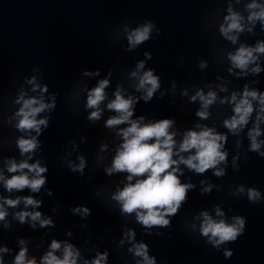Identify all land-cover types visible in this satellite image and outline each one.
<instances>
[{
  "label": "clouds",
  "instance_id": "1",
  "mask_svg": "<svg viewBox=\"0 0 264 264\" xmlns=\"http://www.w3.org/2000/svg\"><path fill=\"white\" fill-rule=\"evenodd\" d=\"M246 9L249 13L248 22L254 26L256 21H260L261 29L264 30V4L253 0L252 3L246 6ZM228 13L224 18L225 23L220 26L219 31L226 40L236 44L238 41L237 34L245 31V25L242 23L244 18L239 13L234 12L231 6L228 8ZM154 28H156V25L152 21H145L142 25L131 30L125 27L124 31L128 43L127 51H132L139 45L149 41L152 38ZM247 31L251 33L253 28L249 27ZM160 32L161 29L156 28L157 36ZM260 54H264V41H257L254 46L241 44L235 52L227 54V59L231 64L228 72L238 77L248 75L249 71L258 75L262 71L257 63ZM144 55L147 59L152 58L151 53L146 52ZM253 64L255 66L249 69V66ZM207 66V63L203 61L200 63V68H206ZM144 69L145 61L140 60L137 62L135 70L130 73L131 77L137 78L138 83L134 85V88L137 92H142V96L129 95L125 97L123 89L120 85H117L114 99L106 105L107 110L116 113V115L110 116L105 121L104 126L113 129L126 124L127 127L118 128L116 135L121 137L122 143L116 150L111 166L105 167L104 171L108 176H112L113 173H128V183L122 189L118 188L112 194L111 199L120 205L119 211L121 214L130 215L135 213L136 221L146 229H151L153 226L168 227L170 221L167 217L177 214L181 206L187 202L189 190L195 188L192 183H181L180 175H183L180 169L181 164L196 174H204L211 169L216 177H222L225 175V170L219 168L218 165L222 163L227 165L228 153L222 150L225 147L227 136L216 131L214 127L197 124L195 128L199 130L189 129L184 132L177 148L175 139L177 133L169 131L173 127V119L165 118L148 123H143L145 119L143 116L132 119L135 104L140 99L145 102L151 101L154 94L161 87L160 77L154 75V69ZM233 69H238L239 72L233 73ZM84 75H99V71L96 73L85 72ZM108 75L111 76V72ZM27 83L33 85V91L40 88L35 77L29 79ZM253 83H258V81H253ZM108 86L109 79H100L95 87L87 91L85 107L92 109L87 116L89 121L96 122L101 119L103 110L100 106L106 99L105 89ZM42 91L46 92L47 86ZM220 91L227 92L228 89L220 86ZM182 94L187 95L188 93L184 91ZM163 95L161 93V96ZM197 100L200 102V110L196 112V116L201 120H207L210 116L209 108L217 100V93L209 90L205 94L203 90H198L191 97L192 102ZM15 102L21 105L15 113V117L18 118L15 128L22 133H28L27 137L20 136L16 140V145L20 155H27V159L19 163L15 159L7 160V172H19L20 174L5 178L3 172H0V181H3L6 190L9 192L14 189L22 191L27 188L33 193H38L46 183L44 173L48 169L41 166L39 160L31 164L28 163V160L32 159V155L41 148L38 137L42 134V126L43 129H47L49 124L48 118L37 119V116L45 110L55 109V98L49 104L44 102L43 95L39 98L30 97L25 99V94L21 92ZM226 102L233 105V114L223 121V127L234 136H238L245 129L255 111V120L252 127L247 131V138L250 141L248 151L264 158V151L261 150L264 147V140L259 139L262 135L261 124L264 123V92H259L245 84L241 93L233 92L230 100L222 99L220 101L221 104ZM254 102H256L255 109ZM33 132H35V135H32ZM241 144L242 141L237 140V148ZM100 149L105 151L107 145L102 144ZM181 153H188V155L184 156ZM174 156L178 159H174ZM238 159L239 156L233 157L234 170H236ZM245 159H247V156ZM78 160V164L69 162L68 168L71 172H78L83 176L86 160L83 156L78 157ZM25 169H27V172L24 171ZM29 173L32 175L29 176ZM134 177L142 178L136 179L135 183H132ZM200 183L205 184V181ZM212 187L211 184H207L202 188V194L209 193ZM48 194L51 195L50 192ZM237 194H246L247 200L251 203L258 204L264 200L261 191L255 187L245 189L243 185H240L233 193V195ZM0 201H2L0 203V221H4L7 216L4 204L9 207H16L23 201L25 207L38 208L41 205V201L34 199L32 196L17 197L16 199L0 197ZM72 212L73 214L79 213L82 217L90 215L88 208L76 207L72 209ZM215 213L219 217L224 216L219 207L215 209ZM200 216L202 217L200 234L207 237V242L217 250L225 243L235 242L244 234L246 229V218L243 216L232 217V223H226L224 219L214 220L207 211L201 212ZM14 219L21 224L30 220L33 229L36 228L37 223L41 228L53 226L52 219L42 216L39 211L17 212ZM5 227L7 228L8 224H5ZM124 235L129 241L135 239V233L131 230L125 232ZM157 235L162 234L157 233ZM25 243L22 239L19 241L21 247L14 257L13 264H37L35 258H28V249L24 246ZM123 243L124 240H121V244ZM9 251L7 247L0 248V253ZM58 251H61V242L53 239L49 245V250L42 256L40 264H77L80 253L73 244L63 243L62 257L56 255ZM128 251L135 257L140 258L137 260V264H156L155 258L149 256L148 245L145 243H135ZM107 255L106 252L98 253L91 264H105ZM232 255V251H224L226 258ZM0 264H4L2 255H0ZM84 264H89V262L85 260Z\"/></svg>",
  "mask_w": 264,
  "mask_h": 264
}]
</instances>
